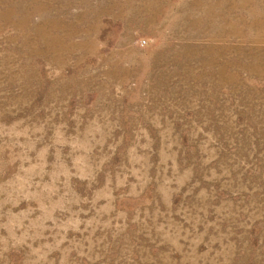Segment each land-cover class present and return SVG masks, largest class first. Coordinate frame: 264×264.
I'll return each instance as SVG.
<instances>
[{"label": "rangeland", "instance_id": "374dc122", "mask_svg": "<svg viewBox=\"0 0 264 264\" xmlns=\"http://www.w3.org/2000/svg\"><path fill=\"white\" fill-rule=\"evenodd\" d=\"M0 264H264V0H0Z\"/></svg>", "mask_w": 264, "mask_h": 264}]
</instances>
